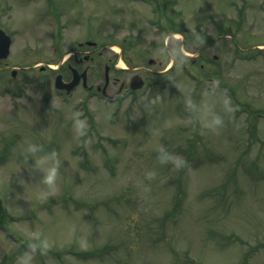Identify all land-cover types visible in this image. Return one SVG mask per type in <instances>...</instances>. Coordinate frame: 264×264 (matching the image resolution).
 <instances>
[{
    "label": "rangeland",
    "instance_id": "rangeland-1",
    "mask_svg": "<svg viewBox=\"0 0 264 264\" xmlns=\"http://www.w3.org/2000/svg\"><path fill=\"white\" fill-rule=\"evenodd\" d=\"M167 1L184 36L152 0H0V264H264V0ZM86 41L89 85L145 86L56 90Z\"/></svg>",
    "mask_w": 264,
    "mask_h": 264
},
{
    "label": "flooded vegetation",
    "instance_id": "flooded-vegetation-1",
    "mask_svg": "<svg viewBox=\"0 0 264 264\" xmlns=\"http://www.w3.org/2000/svg\"><path fill=\"white\" fill-rule=\"evenodd\" d=\"M87 43L88 41H86L85 43L80 42L79 43L80 50H74L72 53L68 54L67 56L63 55L64 59L60 63V66L58 70L56 71L57 75L58 74L63 75L65 82H70L73 79L74 69H76L80 74L83 72H87L88 86L85 87L83 84V81L81 80L78 86L75 88V90L78 89L79 87H83L88 91L93 92L95 90L96 93L103 95L104 89L106 88V93L113 98L111 103H115V102H118L120 98L126 97L128 95L131 96L135 92L138 91V90H135V91L131 90V80L134 75H140L141 77H143L144 75H142L141 72L143 73L151 72V70L146 67L135 68L134 71L136 72L131 76L129 82L127 83L125 79H121L120 77L111 75V71H116L115 65H112V66H109L110 70H109L108 80H106L105 69H104V84L103 85L97 84L95 87H94V84L89 85V79L92 81L94 79L93 75L95 74L94 66L92 65V63L95 60V55L98 54L99 56L101 55V52H100V48H96V46H88ZM85 46H88L89 49H86ZM79 68L82 69V72L79 71ZM45 70L53 71V69H51L49 65L48 67H46ZM13 72L14 70L12 71V75H13ZM68 73H71L72 78L70 80H65V77L66 75H68ZM110 87L111 88L118 87V90L114 94H110L109 93Z\"/></svg>",
    "mask_w": 264,
    "mask_h": 264
},
{
    "label": "water",
    "instance_id": "water-1",
    "mask_svg": "<svg viewBox=\"0 0 264 264\" xmlns=\"http://www.w3.org/2000/svg\"><path fill=\"white\" fill-rule=\"evenodd\" d=\"M90 45L94 43H89ZM11 45H12V38L6 34L5 31L0 29V59H6L10 55L11 52ZM150 63H153L151 60ZM109 66L106 67V79L108 80V75H109ZM15 74V72H14ZM83 79H84V84L87 85V77L86 73H83ZM77 70H74V78L70 83H64L63 82V77L59 75L56 79V87L60 89H67L68 91H71L78 83L81 77ZM143 81L141 78L138 76H135L132 80L131 87L133 89L136 88H141L143 86Z\"/></svg>",
    "mask_w": 264,
    "mask_h": 264
},
{
    "label": "trees",
    "instance_id": "trees-1",
    "mask_svg": "<svg viewBox=\"0 0 264 264\" xmlns=\"http://www.w3.org/2000/svg\"><path fill=\"white\" fill-rule=\"evenodd\" d=\"M167 21H169V24H170V26H169V28L167 29V31L170 30L171 32H180V31L176 28V23H175V20H174V19L167 17Z\"/></svg>",
    "mask_w": 264,
    "mask_h": 264
},
{
    "label": "clouds",
    "instance_id": "clouds-1",
    "mask_svg": "<svg viewBox=\"0 0 264 264\" xmlns=\"http://www.w3.org/2000/svg\"><path fill=\"white\" fill-rule=\"evenodd\" d=\"M55 176V169L52 170V174L48 177V182H51Z\"/></svg>",
    "mask_w": 264,
    "mask_h": 264
}]
</instances>
